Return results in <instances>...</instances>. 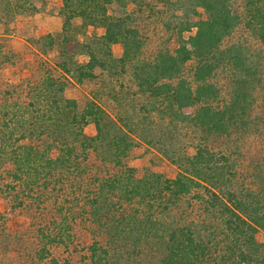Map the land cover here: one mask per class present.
<instances>
[{"label":"trees","instance_id":"trees-1","mask_svg":"<svg viewBox=\"0 0 264 264\" xmlns=\"http://www.w3.org/2000/svg\"><path fill=\"white\" fill-rule=\"evenodd\" d=\"M61 1V30L44 36L54 60L0 35V197L28 216L0 227V256L264 264V0ZM0 7L37 10L33 0ZM7 67L28 73L6 81ZM85 83L79 106L65 89ZM136 145L176 174H137Z\"/></svg>","mask_w":264,"mask_h":264},{"label":"rangeland","instance_id":"rangeland-1","mask_svg":"<svg viewBox=\"0 0 264 264\" xmlns=\"http://www.w3.org/2000/svg\"><path fill=\"white\" fill-rule=\"evenodd\" d=\"M33 3L37 10L32 13H10L4 11L0 7V35L6 37L9 45L15 50H21L25 48L26 45H30L40 52L42 49H45L47 51L45 55L52 61L57 54V48H48L47 40L44 39V36L48 33L55 34L61 30L63 19L58 12V7L62 4V1L33 0ZM79 22L78 18L73 20V25L75 26L73 29L74 35L80 40L86 39L78 28ZM86 32L88 34H101L103 29L90 26L86 29ZM71 46L73 47V43H71L70 47ZM112 50L114 55L119 56L121 53V48L118 44L113 45ZM77 58L79 60H84L82 55ZM27 73L28 71H21L16 67H7L1 70L2 78L10 82L17 81L21 76H25ZM88 87H90V85L86 83L74 84L65 89V95L76 99L79 106H82L86 101V91ZM85 132L88 135L94 134L95 129L93 124H88L85 127ZM188 152L192 153V149L189 148ZM129 164L135 169L137 174L140 175L147 170L162 173L170 178L176 174L175 165L165 159L157 150L146 145H136L131 149L129 153ZM9 211L5 200L0 197V215L5 217V224L0 217V227H4L3 231L6 229V231L12 232L15 222L25 221L27 223L26 219H28V216L26 214L18 217V215H15L16 213L13 215L10 214ZM33 229V226L21 229V234L25 235V238H28L30 236V231H33ZM9 232H6V234H9ZM3 237H6V235H1V239ZM256 237L258 240H263L264 233L258 231ZM13 257H15L13 251L7 252L5 256H0V264H14L15 259ZM6 258H9V260L6 261Z\"/></svg>","mask_w":264,"mask_h":264}]
</instances>
